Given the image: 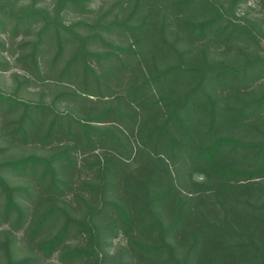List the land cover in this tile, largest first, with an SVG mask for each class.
I'll list each match as a JSON object with an SVG mask.
<instances>
[{
    "label": "trees",
    "instance_id": "obj_1",
    "mask_svg": "<svg viewBox=\"0 0 264 264\" xmlns=\"http://www.w3.org/2000/svg\"><path fill=\"white\" fill-rule=\"evenodd\" d=\"M93 1L0 0V36L27 48L0 58L19 84L0 90V118L20 111L0 132L55 143L0 161L39 186L27 213L0 174L1 264H264V0L260 18L237 15L248 0ZM32 77L55 80L50 101L18 96Z\"/></svg>",
    "mask_w": 264,
    "mask_h": 264
},
{
    "label": "rangeland",
    "instance_id": "obj_2",
    "mask_svg": "<svg viewBox=\"0 0 264 264\" xmlns=\"http://www.w3.org/2000/svg\"><path fill=\"white\" fill-rule=\"evenodd\" d=\"M18 3H27L30 0H17ZM113 0H94L91 4V6L93 8H97L99 5H101L104 9L107 8L111 2ZM237 15L240 16H245V17H262L263 15L261 13L258 12V7H257V0H248L246 3H241L238 8H237ZM93 16V15H92ZM77 16L75 15H68L66 17V21H70L73 18H76ZM86 19L91 20L92 18L90 17H86ZM260 24V23H259ZM262 27L264 28V25L262 24ZM108 39H110L111 41H113V39H116V35L115 33L113 34H109L107 35ZM5 37L6 40H8V44L10 45V43H12L11 46L7 47V49L2 48L1 47V43H2V38ZM29 37L30 39L34 37L33 34H31L30 36H26V38ZM25 38L23 36V34H17L14 39H9V34H4L0 36V58L4 59L7 58L11 63L14 62V56L21 53L24 49L26 50L27 48H24L23 50L20 49L18 47L20 40ZM118 39L114 40L117 41ZM118 43V42H117ZM263 44V48H264V43ZM51 54V53H50ZM50 54L46 55L47 58L50 57ZM66 55V54H65ZM44 60H41V64H42V69H44ZM18 70V69H16ZM11 71L12 69H9L7 71H3L0 72V90L3 92H9L11 90H13L15 88V86L19 85L17 79H14L11 75ZM21 72V71H20ZM33 80V84L29 85V86H23L20 85V89L18 91V96L24 100H36L38 99L41 95L40 93L42 91L45 92L44 94V100L45 101H50L53 96H54V91L56 90L55 86L57 85V83L55 82L54 79H50L47 82L43 83L39 82L38 80H36L35 82V78H31V81ZM58 108L59 110H64L65 105L64 104H58ZM20 111H17L14 114H9V115H5L4 117L0 118V125L2 123V119H4L6 116L7 117H15ZM8 126V125H7ZM2 132H0V161L6 160V159H12V158H17V157H22L25 155H37V156H50L51 153L53 152V146L55 145V143L53 144H43L41 142H39L38 140H35V137H31L26 141H23L20 138H12L9 133L7 132V128L6 126H3L2 124ZM80 158V157H79ZM78 158V163L77 165H80V159ZM80 167V166H77ZM77 169V168H76ZM75 169V170H76ZM89 171L86 170H80V171H75L74 174H72L71 177L73 178H82L85 176H91V174H89ZM0 174L2 175V177L4 178V180L6 181V183L9 186H19L25 190L20 189L18 191V193H15V200L18 204L24 206V209H26V212L30 213L32 211V206H33V202L31 201L32 198L30 196H28V194L26 193V191H30L32 192V195L35 194V191L38 189L39 190V186L37 184V180H35V176H31V172L29 171V169L26 172H22L16 168H11V167H3L0 168ZM194 180L196 181H203L204 176L202 174H195L193 177ZM31 195V196H32ZM3 195L1 194L0 191V206L3 203ZM35 197V195L33 196ZM64 199L66 202V204L68 205V203L74 206H76V203L71 200V193L68 189H66L64 191V194L62 195V198ZM72 213H75V210H71ZM29 217V216H28ZM11 229L9 227V223L4 224L3 226L0 227V242H2L5 239V234L1 233L4 230L7 229ZM8 229V230H9ZM13 234L16 235V239L18 240L16 246L17 249L15 252V256H24V255H28V248L26 246V243L21 239L22 235H23V231L22 230H18V231H13ZM83 242L82 239H70L69 241V245H77V244H81ZM126 244V241L123 237V235H117L114 238H107V240L105 241V246H104V251L106 254H108L107 256V260L110 259H114L115 257V253L117 250H119L120 248L124 247ZM57 253L53 254L49 257H45V258H38V262L36 264H62L60 263V261L58 260L57 257ZM2 262V261H1ZM0 262V264H1Z\"/></svg>",
    "mask_w": 264,
    "mask_h": 264
}]
</instances>
